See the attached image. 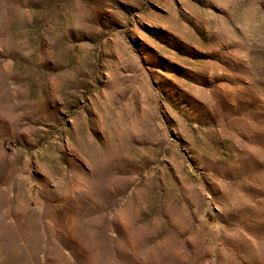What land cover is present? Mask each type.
Masks as SVG:
<instances>
[{
  "label": "rangeland",
  "instance_id": "rangeland-1",
  "mask_svg": "<svg viewBox=\"0 0 264 264\" xmlns=\"http://www.w3.org/2000/svg\"><path fill=\"white\" fill-rule=\"evenodd\" d=\"M0 264H264V0H0Z\"/></svg>",
  "mask_w": 264,
  "mask_h": 264
}]
</instances>
